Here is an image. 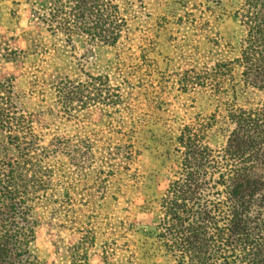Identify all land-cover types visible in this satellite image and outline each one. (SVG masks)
Listing matches in <instances>:
<instances>
[{
  "label": "rangeland",
  "instance_id": "obj_1",
  "mask_svg": "<svg viewBox=\"0 0 264 264\" xmlns=\"http://www.w3.org/2000/svg\"><path fill=\"white\" fill-rule=\"evenodd\" d=\"M0 24V238L29 193L36 264H178L182 139L262 108L264 0H0Z\"/></svg>",
  "mask_w": 264,
  "mask_h": 264
},
{
  "label": "trees",
  "instance_id": "obj_2",
  "mask_svg": "<svg viewBox=\"0 0 264 264\" xmlns=\"http://www.w3.org/2000/svg\"><path fill=\"white\" fill-rule=\"evenodd\" d=\"M252 85L264 91V80ZM230 117L236 127L219 150L182 139L181 188L171 192L157 227L178 264H264V103ZM39 183L45 193L46 181ZM31 200L27 193L20 226L12 223L0 238V264L37 263Z\"/></svg>",
  "mask_w": 264,
  "mask_h": 264
},
{
  "label": "crops",
  "instance_id": "obj_3",
  "mask_svg": "<svg viewBox=\"0 0 264 264\" xmlns=\"http://www.w3.org/2000/svg\"><path fill=\"white\" fill-rule=\"evenodd\" d=\"M24 3H27V2H24ZM2 25H3V24H0V29H1V28L5 29L4 27H2ZM4 25H5V24H4Z\"/></svg>",
  "mask_w": 264,
  "mask_h": 264
}]
</instances>
